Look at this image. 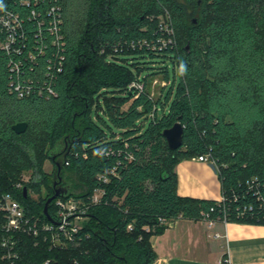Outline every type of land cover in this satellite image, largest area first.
<instances>
[{"label": "trees", "instance_id": "16d2710c", "mask_svg": "<svg viewBox=\"0 0 264 264\" xmlns=\"http://www.w3.org/2000/svg\"><path fill=\"white\" fill-rule=\"evenodd\" d=\"M5 1L33 27L22 0ZM52 5L61 13L64 37L55 96L9 93V56L0 49V197L13 194L29 215L45 221L55 177L70 185L64 199L89 204L96 190L104 194L68 247L23 235L19 264H153V237L179 218L227 215L230 222L264 226V200L247 185L259 181L264 197V0H40V11ZM161 38L171 42L161 46ZM54 53L49 48L40 56V75ZM132 55L169 58L175 77L168 67L161 70L166 84L158 98ZM94 108L104 109L112 124L107 130L93 119ZM20 122L28 128L17 134L13 125ZM176 122L184 127L183 145L171 150L163 131ZM58 145L65 147L60 156L69 151L60 176V156L50 157ZM207 153L220 166L222 191L230 196L225 206L177 191V164ZM27 171L37 180L25 184L24 197L15 185ZM32 190L42 201L30 197ZM245 206L252 209L239 217Z\"/></svg>", "mask_w": 264, "mask_h": 264}, {"label": "built area", "instance_id": "2783aa9c", "mask_svg": "<svg viewBox=\"0 0 264 264\" xmlns=\"http://www.w3.org/2000/svg\"><path fill=\"white\" fill-rule=\"evenodd\" d=\"M21 5L28 6L30 12L27 15L28 22L33 24L30 28L26 19L22 18L19 12L10 9L9 2L0 0V32L3 39L0 41V49L9 56L8 69L10 78L7 89L19 99L30 98L32 96H55L56 90L54 83L58 73L63 71L64 55L63 35L61 32L62 17L59 8L55 5L48 7L43 13L40 11V0L31 2L22 0ZM169 34L172 28L167 24L165 27ZM171 39L161 38L159 43L166 46ZM52 48L55 52L47 61V69L44 75H40V56H45L48 49ZM155 48V46H154ZM39 72H38V71ZM132 88L144 89V84L133 82ZM194 161L207 162L219 174L220 166L210 153L192 158ZM69 163L66 162V165ZM31 178L21 180L15 185V189H23ZM99 180L108 183L106 175L99 176ZM248 188L255 192L257 200L263 202L262 184L252 180L247 182ZM104 194L103 190H96L90 203H86L75 197L55 199V215L51 220L34 218L27 213L25 205L22 204L11 193H6L0 197V249L2 251L3 264H19L21 260L20 243L23 235L36 238V244L48 242L51 248H66L74 242L75 235L82 229L76 220L86 217L90 205L100 203ZM241 197H246L242 193ZM237 201L236 194L232 196ZM230 200V196L222 191V199L218 205L225 206ZM251 206H245L238 212V216L245 215L250 211ZM208 227H214L218 222L226 226V239L228 240L227 226L230 222L228 216L222 219H214L210 214L205 215L204 220ZM132 229V226H129ZM216 237H221L216 233ZM227 251V255H228ZM224 262L230 263L227 256ZM48 263V262H47Z\"/></svg>", "mask_w": 264, "mask_h": 264}, {"label": "crops", "instance_id": "0c3cea01", "mask_svg": "<svg viewBox=\"0 0 264 264\" xmlns=\"http://www.w3.org/2000/svg\"><path fill=\"white\" fill-rule=\"evenodd\" d=\"M179 165L180 171L183 165ZM224 229L221 222L210 228L203 221L176 219L162 235L153 237L157 254L153 264H264L263 226L245 224L228 240ZM227 256L230 263L224 262Z\"/></svg>", "mask_w": 264, "mask_h": 264}, {"label": "rangeland", "instance_id": "374dc122", "mask_svg": "<svg viewBox=\"0 0 264 264\" xmlns=\"http://www.w3.org/2000/svg\"><path fill=\"white\" fill-rule=\"evenodd\" d=\"M131 63L138 64L145 68L142 72V76L149 75L148 80V89L151 94L158 98L162 93V87L165 86L166 81L164 80V74L161 70L165 67H168L169 76L173 80L174 79V71L173 66L169 60V58L163 57H150V56H141V55H132L129 57ZM169 110V109H166ZM92 117L96 121V123L107 130V126H111V122L109 121L107 115L104 112V109H92ZM150 119L146 121V126L149 125ZM121 130L115 128V133L121 134ZM179 164L183 165L179 171ZM53 167L52 164L48 161L45 164V170L48 173H51ZM176 173V188L179 194L181 195H189L196 198H204V199H215L221 201L222 199V183L218 177L216 170L207 162H198L194 161L192 158L183 159L181 162L177 164L175 169ZM24 179L31 178L30 180H37L35 178L33 171H27L22 174ZM40 178V177H38ZM76 182V180H74ZM47 187L43 185L41 187L42 197L47 194ZM30 197L36 199L38 201H42V198L38 196L37 192L31 191ZM46 217V216H45ZM88 217H84L82 219L76 220L79 225H87L89 222ZM206 223V221H203ZM243 225L236 222H229L227 226V232L230 238H233L234 231H239L242 229ZM250 226H263L258 224H247ZM226 232V226L224 225ZM264 227V226H263ZM221 242V240H215Z\"/></svg>", "mask_w": 264, "mask_h": 264}, {"label": "water", "instance_id": "95a60500", "mask_svg": "<svg viewBox=\"0 0 264 264\" xmlns=\"http://www.w3.org/2000/svg\"><path fill=\"white\" fill-rule=\"evenodd\" d=\"M193 22L196 23V19H194ZM27 128H28L27 122H20V123L13 125V130L17 134L24 133L27 130ZM163 136L166 138L169 148L171 150H177L183 145L184 127L181 124V122H176L171 128L165 129L163 131ZM64 150H65V147L63 145H58L57 149L51 153L50 157L53 160H55L58 156L64 153ZM68 152L69 151H67V153ZM66 154H64L63 156H60L59 159L56 160V165L58 168L57 170L58 176H60L61 169L64 165V158ZM55 180H57L56 177L54 178L55 183H53L54 193L51 197L47 199L45 206H44V210H43V214L46 216L48 220H51V221H53V219H52V216L50 215L49 208L52 205V202L58 197L67 198L69 196V189H70V185L66 187L57 186V181ZM23 193H24V197H28V187L27 186L23 187Z\"/></svg>", "mask_w": 264, "mask_h": 264}, {"label": "flooded vegetation", "instance_id": "af4514ba", "mask_svg": "<svg viewBox=\"0 0 264 264\" xmlns=\"http://www.w3.org/2000/svg\"><path fill=\"white\" fill-rule=\"evenodd\" d=\"M55 181H57V186H60L59 182H61V179H57V180H55ZM54 183H55V182H54Z\"/></svg>", "mask_w": 264, "mask_h": 264}]
</instances>
